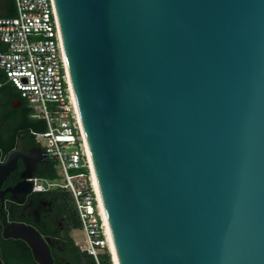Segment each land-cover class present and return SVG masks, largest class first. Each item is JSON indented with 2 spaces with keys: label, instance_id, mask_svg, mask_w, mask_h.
Masks as SVG:
<instances>
[{
  "label": "water",
  "instance_id": "1",
  "mask_svg": "<svg viewBox=\"0 0 264 264\" xmlns=\"http://www.w3.org/2000/svg\"><path fill=\"white\" fill-rule=\"evenodd\" d=\"M53 1L116 264H264V0Z\"/></svg>",
  "mask_w": 264,
  "mask_h": 264
},
{
  "label": "built area",
  "instance_id": "2",
  "mask_svg": "<svg viewBox=\"0 0 264 264\" xmlns=\"http://www.w3.org/2000/svg\"><path fill=\"white\" fill-rule=\"evenodd\" d=\"M14 5L13 15L0 16V69L26 101L31 116L44 121L46 129L35 136L63 172L61 181L33 177V190L55 187L66 193L78 222L71 233L75 245L96 264L99 254L114 264L54 1L14 0ZM67 148L73 149L63 150Z\"/></svg>",
  "mask_w": 264,
  "mask_h": 264
},
{
  "label": "flooded vegetation",
  "instance_id": "3",
  "mask_svg": "<svg viewBox=\"0 0 264 264\" xmlns=\"http://www.w3.org/2000/svg\"><path fill=\"white\" fill-rule=\"evenodd\" d=\"M27 109L23 98L0 90V163L17 150L13 167L0 183V260L6 264L1 253L18 255V249L32 255L22 238L4 236L11 226L25 224L33 227L46 242L51 264H78L79 253L71 236L75 224L78 225L75 210L59 188L33 190L32 178L44 177L39 174L49 172L54 161L36 138L35 133L42 132L41 125L38 120H30L33 117ZM39 149L46 154V160L39 155ZM25 171L30 175L22 177Z\"/></svg>",
  "mask_w": 264,
  "mask_h": 264
},
{
  "label": "trees",
  "instance_id": "4",
  "mask_svg": "<svg viewBox=\"0 0 264 264\" xmlns=\"http://www.w3.org/2000/svg\"><path fill=\"white\" fill-rule=\"evenodd\" d=\"M7 4V16H11L15 12V5H14V0H6ZM1 75H0V90L1 91H8L11 92L13 95H16L20 97L19 93L17 90H15L9 83L6 82V75L4 72L0 69ZM27 112H30L29 109H27ZM31 121H36L38 120L41 127L39 131H44L46 129L45 123L42 119H37V118H31ZM39 175L44 176V177H49L53 178L55 176V169L53 165L50 167L49 172H41ZM63 197L68 200L67 194L63 193ZM69 201V200H68ZM77 226V224H75ZM79 257L77 259L78 264H87L86 263V258L84 255H87L79 250L78 247H76ZM1 256L6 264H37L34 262L32 255L29 251L23 254L22 251L18 249V255L16 253H11V254H6V253H1ZM89 256V255H87ZM109 264V263H108Z\"/></svg>",
  "mask_w": 264,
  "mask_h": 264
},
{
  "label": "rangeland",
  "instance_id": "5",
  "mask_svg": "<svg viewBox=\"0 0 264 264\" xmlns=\"http://www.w3.org/2000/svg\"><path fill=\"white\" fill-rule=\"evenodd\" d=\"M72 149L73 148H67V149H63V150L66 152H70ZM53 164H54V169H55L54 180L55 181H61V179L63 178V172L61 170V166L56 160H54ZM84 256L86 258L87 264H96V262L92 256H87V255H84ZM99 261H100V264H108L109 263L107 256L102 255V254H99Z\"/></svg>",
  "mask_w": 264,
  "mask_h": 264
},
{
  "label": "bare ground",
  "instance_id": "6",
  "mask_svg": "<svg viewBox=\"0 0 264 264\" xmlns=\"http://www.w3.org/2000/svg\"><path fill=\"white\" fill-rule=\"evenodd\" d=\"M70 80V79H69ZM92 169V168H91ZM92 174H93V171H92ZM93 179H94V175H93ZM94 183H95V179H94ZM95 185H96V183H95ZM111 249H112V247H111ZM112 254H113V250H112ZM113 260H114V264H116V261H115V258H114V254H113Z\"/></svg>",
  "mask_w": 264,
  "mask_h": 264
}]
</instances>
